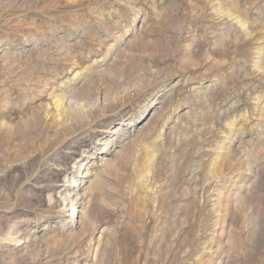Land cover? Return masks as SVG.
<instances>
[{"label": "rangeland", "instance_id": "1", "mask_svg": "<svg viewBox=\"0 0 264 264\" xmlns=\"http://www.w3.org/2000/svg\"><path fill=\"white\" fill-rule=\"evenodd\" d=\"M0 264H264V0H0Z\"/></svg>", "mask_w": 264, "mask_h": 264}, {"label": "bare ground", "instance_id": "2", "mask_svg": "<svg viewBox=\"0 0 264 264\" xmlns=\"http://www.w3.org/2000/svg\"><path fill=\"white\" fill-rule=\"evenodd\" d=\"M61 100V99H60ZM57 102H58V100H57ZM58 105V104H57ZM56 107V106H55ZM60 107V106H59Z\"/></svg>", "mask_w": 264, "mask_h": 264}]
</instances>
